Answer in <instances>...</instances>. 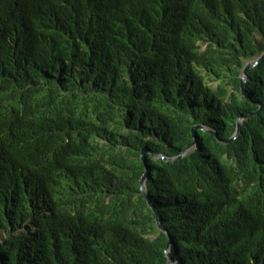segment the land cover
<instances>
[{"label": "trees", "instance_id": "obj_1", "mask_svg": "<svg viewBox=\"0 0 264 264\" xmlns=\"http://www.w3.org/2000/svg\"><path fill=\"white\" fill-rule=\"evenodd\" d=\"M168 249L264 264V0H0V264Z\"/></svg>", "mask_w": 264, "mask_h": 264}, {"label": "water", "instance_id": "obj_2", "mask_svg": "<svg viewBox=\"0 0 264 264\" xmlns=\"http://www.w3.org/2000/svg\"><path fill=\"white\" fill-rule=\"evenodd\" d=\"M258 62H259V59L258 60H255V61H253V62H250L247 66H246V68H245V70H244V75H243V77H242V85H243V92H244V94H246V81H247V71H248V69H250L251 67H254L256 64H258ZM240 127H241V125L239 124L238 125V130H237V132H236V134H235V136L233 137V138H231V139H228V140H226L225 142H230V141H232V140H235L237 137H238V135H239V132H240ZM199 129H202V127H195L194 128V130H193V133H194V136H195V139H196V141H198L199 140V135H198V130ZM146 151L144 152V160L146 161V157H145V155H146ZM156 156L157 157H161V158H165L163 155H160V154H156ZM144 181L145 180H143V183H144ZM144 190H145V188H144ZM152 207V206H151ZM154 210V213H155V215H156V222H157V225H158V227H159V229L161 230V231H164V232H166V229L163 227V225H162V223H161V220H160V217H159V214H158V212H157V210H155V209H153ZM167 253V257H168V262H167V264H174V260H173V258H172V256H171V253H170V249H168V251L166 252Z\"/></svg>", "mask_w": 264, "mask_h": 264}, {"label": "rangeland", "instance_id": "obj_3", "mask_svg": "<svg viewBox=\"0 0 264 264\" xmlns=\"http://www.w3.org/2000/svg\"><path fill=\"white\" fill-rule=\"evenodd\" d=\"M251 62H253V61H251ZM249 63H250V62H249ZM249 63H248V64H249Z\"/></svg>", "mask_w": 264, "mask_h": 264}]
</instances>
